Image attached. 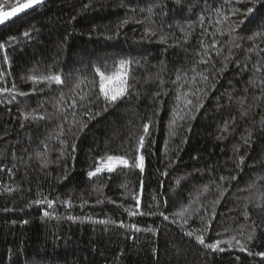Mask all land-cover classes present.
Listing matches in <instances>:
<instances>
[{"label":"trees","instance_id":"obj_1","mask_svg":"<svg viewBox=\"0 0 264 264\" xmlns=\"http://www.w3.org/2000/svg\"><path fill=\"white\" fill-rule=\"evenodd\" d=\"M256 33L264 0H48L1 26L0 88L27 95L0 93V264H264L255 255L264 252V35ZM122 58L134 61L129 94L106 112L102 97L81 101L99 95L95 69L111 74ZM48 74L64 83L27 79ZM197 89L203 107L189 114L183 93L196 104ZM177 105L185 119L173 125ZM87 108L101 114L89 120ZM150 118L143 172L117 167L89 178L105 153L135 157ZM134 196L144 215L128 214ZM187 232L206 244L235 236L248 251L235 241L213 251Z\"/></svg>","mask_w":264,"mask_h":264},{"label":"snow or ice","instance_id":"obj_2","mask_svg":"<svg viewBox=\"0 0 264 264\" xmlns=\"http://www.w3.org/2000/svg\"><path fill=\"white\" fill-rule=\"evenodd\" d=\"M226 3L230 2V0H225ZM239 2V0H238ZM42 3V0H16V3L13 4L10 8L9 11H4L2 7H0V24L4 23L5 21L9 20L10 17H14L17 16L20 13H24L26 12V10L29 9H34L35 6H38ZM85 7H88L87 5H85ZM141 11H144V9H141ZM147 11L149 13L152 12L151 8H148ZM253 11L252 8H248L247 12L251 13ZM224 19H227V17H224ZM128 21L125 20L121 23L120 27H123V24H126ZM221 21H217V23H220ZM25 36L28 35V32L24 33ZM146 37L150 36V35H155V33L151 32L150 30H146L145 32ZM257 36L259 35H264V33H256ZM254 37H249V39H253ZM164 40V37H161V41ZM201 46L202 48H204V56L208 55V47L207 45H204L203 42H201ZM3 45L0 44V48H2ZM216 44L215 42L212 43L211 48H215ZM237 47H239V45H237ZM249 51H251V49H249ZM199 54V53H198ZM210 59V58H209ZM209 62V60H205V59H201L199 61V63H204L207 64ZM134 63V61L132 60H128V59H120L117 63H116V71L111 73V74H106L105 71H102L100 68H96V74L99 76V95L96 97L95 100L91 99V96L93 95V93L91 91L89 92H85L83 95L80 96V100L84 101L87 100L88 104H95L101 97L104 100L105 103V107L102 109V111L106 112L108 110L107 106L109 105H114L116 104L119 100H121L122 98H124L125 96H127L129 94V90L132 87L130 80H131V69L130 66L131 64ZM127 69V70H125ZM220 71H224V69H221ZM256 71H260L259 68L256 69ZM201 80L202 81H207L208 77L206 75L203 74V72L199 73ZM0 76H2V74H0ZM27 79H30L34 84H38V83H43V82H47L48 84H52L55 83L57 85H61L64 83V80H62L61 75L59 74H48L45 76H30ZM182 79V77L178 74L176 77V81H173V83H176L177 81H180ZM163 83V81H162ZM76 87H79V85H77ZM264 90V89H262ZM204 92L203 89H197L196 92L191 93V95L196 96L197 97V103L193 104V101L191 99H187V96L189 95V93H183V97L184 99V108L189 110V114L191 113V108L189 106L194 107L195 111H199L201 107H203V103H202V98L198 95V93ZM0 93H9V94H18V95H27V93L25 92H19L16 90V86L13 85L12 88H0ZM155 95H160L159 93H156ZM204 95H206V92H204ZM13 98H15V96L13 95ZM181 99V96L178 95L177 96V100L179 101ZM72 108L75 109L77 107V103L74 100L72 103ZM81 107H86V105H80ZM179 105H177V108L173 110L172 113V121L171 124L175 125L176 120L177 119H185L184 115H180L179 112ZM83 115L87 116L89 120H93L95 119L97 116H99L101 113L100 112H95L93 113L91 111V108H87L86 111H84L82 113ZM31 115V114H28ZM73 117L76 116V112L73 111L72 113ZM28 116H25V119H27ZM194 118V116L192 117ZM39 119H44L43 116L39 117ZM262 123H264V121H262ZM151 125H152V120L151 118L149 119L148 122H145L143 124V132L142 134L139 135L138 141H137V145H136V156L135 157H128L126 158L125 155H110L105 153L104 156H101L97 159L96 161V166L94 168V170L89 171L88 172V176L89 178H92L104 171H107L108 173H112L116 170L117 166L119 165H123L125 168L128 167H134V168H138L141 172L144 171V155L142 154V150L145 148V143H146V138L149 137L151 135ZM88 127L87 122H82L80 124V131L83 132L86 128ZM223 130H227V125H225V129ZM63 129H61L60 131V135H63ZM170 134L171 135H175V132L170 128ZM251 135V134H249ZM219 138V137H218ZM61 143H65L64 141H61ZM245 143L248 144L249 140L246 139ZM73 151H75V144H73ZM238 151V149H237ZM63 154V153H62ZM132 160V163H129V160ZM245 163V158L244 156H240L239 157V161L237 166L239 167L240 165ZM44 166H47V162L45 161ZM166 174V173H165ZM221 181H224L226 179H230V180H236L237 177L236 176H231V177H221L220 178ZM249 188H252L253 185L249 184L248 185ZM7 191H11V189H7ZM208 191V186L205 185L203 187L202 192H207ZM227 191V189H223L220 191V197L222 198L224 195V192ZM202 194V193H201ZM134 199H136V209L137 211H129L128 214L130 216H134V215H144L145 213L139 211L140 209V199L136 196H134ZM258 200L260 201H264V192H261L259 194V196L257 197ZM43 202L47 203L48 208H53L55 201L53 200H46V201H41V200H37L34 203L36 204H41ZM219 199H217V201H215V203H219ZM63 203L67 206V207H71V201L70 200H66L63 201ZM86 203V201H85ZM258 208L261 207L262 205L260 203H258L256 205ZM188 209H184L182 212L178 213L177 215L182 217L184 215V212H187ZM51 215V213H49L48 211H43V216L45 217H49ZM161 215H163V213H161ZM213 217L215 216V212H213ZM247 214H245V219H247ZM165 220H168L169 217L168 216H164ZM176 222V221H173ZM24 223H27V221H24ZM100 223H107V221H100ZM184 224H187V220H183ZM122 227L124 225H121ZM132 227L135 229V231H140V229L138 227H136L135 225H132ZM148 231H151V229H147ZM204 231H207V227L204 229ZM186 235L189 236H193L195 235V233L193 232H187ZM195 239L196 241L205 246L206 248H210L213 251H224L223 248H220L219 246L221 244H227L229 248L234 247L233 245V241H235V244L239 246V250L240 251H248V249L245 247V245L243 243H241L240 240H238L235 236L230 237L228 240H216L213 243H205V237L203 234L200 235H195ZM253 239V235L250 234L248 236V240H252ZM249 254L251 255L252 253L249 252ZM255 255L264 257V252H257L255 253Z\"/></svg>","mask_w":264,"mask_h":264},{"label":"water","instance_id":"obj_3","mask_svg":"<svg viewBox=\"0 0 264 264\" xmlns=\"http://www.w3.org/2000/svg\"><path fill=\"white\" fill-rule=\"evenodd\" d=\"M46 1H48V0H42V3H41L40 5H38V6H35L34 9H29V10H26V12H24V13H20V14H18L17 16L10 17L9 20H7V21H5L4 23L0 24V27L3 26V25H6V24L11 23L12 21H14V20H16V19H18V18L23 17L25 14H27V13H29V12H31V11L36 10L37 8H39V7H40L44 2H46Z\"/></svg>","mask_w":264,"mask_h":264},{"label":"rangeland","instance_id":"obj_4","mask_svg":"<svg viewBox=\"0 0 264 264\" xmlns=\"http://www.w3.org/2000/svg\"><path fill=\"white\" fill-rule=\"evenodd\" d=\"M117 167H124L123 165H119V166H117Z\"/></svg>","mask_w":264,"mask_h":264}]
</instances>
